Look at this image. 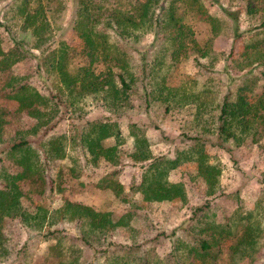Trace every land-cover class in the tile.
<instances>
[{
    "label": "trees",
    "instance_id": "16d2710c",
    "mask_svg": "<svg viewBox=\"0 0 264 264\" xmlns=\"http://www.w3.org/2000/svg\"><path fill=\"white\" fill-rule=\"evenodd\" d=\"M32 1L36 0H12L5 8L19 12L21 28L31 30L35 48H40L48 38V22L43 3L38 0L36 7L29 8ZM212 1L220 4L221 15L227 19L225 27L231 38L227 53L214 51L211 39L200 45L185 19L188 16V19L193 17L206 22L212 37L220 33L223 22L208 11L203 0H75L74 29L87 47L84 64L71 70L67 68L68 48L63 42L59 55L52 54L44 60L46 71L58 76L57 94L64 95L63 99L71 106L92 95L119 116L130 106V96L137 82L145 106L154 100L163 102L165 110L172 106L193 105L192 119L199 129L192 134L184 133L188 144L175 149L172 155L154 156L141 128L136 123L129 124L131 152L128 155L141 167L139 180L132 181L129 188L140 194L144 201L179 199L185 202V183L170 181L167 177L170 170L186 161L196 163L197 175L206 184V194L216 195L221 169L206 153L205 143L239 146L246 139L258 141L264 137V6L258 7L252 0H247L245 13L258 15L257 23L240 30L239 12L230 6H222L220 0ZM2 26L11 35L7 24L2 23ZM145 34H151L156 44L148 60L144 56L138 59L135 55L139 52L136 43ZM22 50L20 42L3 50L0 38V70L8 69L25 57ZM188 50L195 53L194 61L202 66L207 67L199 59H208L210 68L221 58L227 65V72L241 73L239 82L234 88L226 86L218 101L211 86L193 90L183 84L166 85V64L176 62ZM258 66L261 67L259 72H249L248 68ZM26 79L10 76L4 86L9 89L5 97L16 101L17 111H25L36 122L30 129L17 131L13 142L0 151V179L3 181L0 187V262L8 256L2 231L6 218H17L44 239H53L48 252L50 260L53 259L50 264H211L221 251L220 241L228 238L233 240L229 246L232 257L238 254L237 259L251 262L262 248L264 261V227L256 217L259 201L253 210L245 213L235 210L222 222L210 213V201L196 206L183 236L170 241L168 258L157 256L152 248H141L135 241L127 245L106 242L116 227L129 225L133 218L130 212L114 218L110 211H100L68 198L51 210L44 206H37L33 212L24 209L20 182L27 181L33 193H43L48 161L64 158L68 150H75L82 157L84 169L100 160L110 164L113 168L97 180L96 186L123 196L118 174L120 157L125 153L120 148L125 138L116 120L84 121L69 136L57 135L40 141L38 147L33 146L28 135H35L50 126L58 113V102L52 95L41 94ZM261 80L263 82L259 84ZM244 93H252L251 98L248 100ZM10 115L8 109L0 106V143L3 142L2 127L8 123ZM108 138H113L114 143L105 144ZM75 158L78 161V157ZM5 161L17 170L9 171ZM49 188L52 189L51 185ZM59 223H75L76 232L65 234L58 228ZM85 250L101 255L103 261L83 262Z\"/></svg>",
    "mask_w": 264,
    "mask_h": 264
},
{
    "label": "rangeland",
    "instance_id": "374dc122",
    "mask_svg": "<svg viewBox=\"0 0 264 264\" xmlns=\"http://www.w3.org/2000/svg\"><path fill=\"white\" fill-rule=\"evenodd\" d=\"M11 1L0 0L1 46L6 51L14 42H20L25 57L13 63L8 69L0 70V106L11 112L8 123L3 125L1 130L3 142L0 143V151L13 142L17 131L30 129L36 122L25 111H17L16 101L5 97L9 89L4 86L10 76H24L41 94L52 95L58 102V113L51 120L50 126L40 129L35 135H28L33 146L38 147L40 141H46L57 135L69 136L76 127L88 120H116L125 138V143L120 147L125 153L121 154V166L119 165L121 169L118 174V180L123 186V196H117L110 189L96 186L97 180L113 168L110 164L100 160L96 165L89 164L84 169L82 157H79L75 150H68L64 158L48 161L45 168L47 184L43 193H33L29 190L30 185L27 181L20 182L24 192L20 200L24 209L33 212L37 206H44L51 210L60 206L64 198H68L100 211H110L114 218L130 212L133 218L129 225L116 227L109 234L106 242L127 245L135 241L141 248H152L154 254L162 258H168L170 241L183 234L193 209L205 204L206 201H210L212 204L210 213L215 214V219L220 222L231 216L235 210L240 213L253 210L256 202L259 201L260 208L257 209L256 217L264 227V137L258 141L246 139L239 146L211 145L210 141L205 143L206 153L211 156L212 162L219 164L221 169L216 195L206 194V184L197 175L196 163L186 161L170 170L167 177L170 181L185 183L187 192L185 202L179 199L161 202L142 200L140 194L129 188L132 181L139 180L141 173L140 165L134 163L128 155L131 152L129 124L136 123L141 128L154 156L172 155L175 149L183 148L188 144V140L183 136L184 133L192 134L199 129L192 119L193 105L172 106L169 110H165L163 102L154 100L149 106H145L138 82L130 96V106L123 111V114H118L119 116L106 109L101 100L92 95L83 97L72 106L69 105L68 101L63 99L64 95L57 94L60 87L58 76L50 70L46 71L44 60L46 61L52 54L59 55L63 42L68 48L67 68L71 70L74 66L84 64L87 47L74 29L75 0H40L44 5V14L48 22V38L40 48H35V36L31 30L21 28L19 12L14 8L9 11L5 8ZM220 1L222 6H230L239 12L240 30L257 23L258 15L245 13L247 0ZM203 2L208 11L217 15L223 22V29L218 35L212 37L209 25L202 20L193 17L188 19V16L185 19L190 23L194 37L200 45L211 39V48L214 51L227 53L231 38L228 27H225L227 19L222 17L219 9L220 4L212 0H203ZM252 2L258 7L264 6V0H252ZM37 4L38 0L32 1L29 8L36 7ZM2 23L7 24L11 35L4 30ZM136 46L139 49L135 54L136 58L144 56L148 60L156 46L154 37L145 34L138 39ZM194 55L195 53L188 50L187 54L176 62L166 64L164 69L166 85L183 84L193 90L204 89L205 85L211 86L218 101L226 86L231 85V88H234L239 82L241 73L232 70L227 72V65L221 58L214 61L213 67L210 68L208 59H199V62L207 65V67L202 66L194 61ZM248 69L250 73H255L259 72L261 67ZM138 72L139 70L137 74ZM262 82L261 80L259 84ZM244 95L249 100L252 93H244ZM207 137L211 138L209 133ZM104 143L112 144L114 139L108 138ZM4 165L9 171L17 170L7 161ZM2 184L3 181L0 179V187ZM50 185L52 189L49 188ZM58 228L68 235L76 232L75 223H59ZM2 231L8 256L0 264H50L53 261L48 256L53 239H44L37 232L25 227L17 218L4 219ZM232 243V238L220 241L221 251L211 264H264L262 248L250 262L249 259H237L238 254L232 257L229 248ZM81 260L101 263L103 257L85 250Z\"/></svg>",
    "mask_w": 264,
    "mask_h": 264
}]
</instances>
